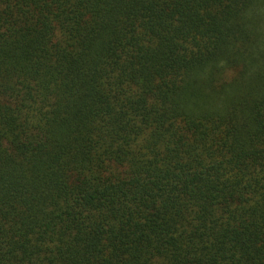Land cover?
<instances>
[{"label":"trees","instance_id":"trees-1","mask_svg":"<svg viewBox=\"0 0 264 264\" xmlns=\"http://www.w3.org/2000/svg\"><path fill=\"white\" fill-rule=\"evenodd\" d=\"M0 264H264V0H0Z\"/></svg>","mask_w":264,"mask_h":264}]
</instances>
